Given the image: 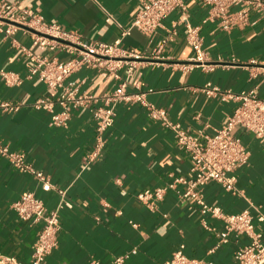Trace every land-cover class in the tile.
I'll use <instances>...</instances> for the list:
<instances>
[{
	"label": "crops",
	"instance_id": "obj_1",
	"mask_svg": "<svg viewBox=\"0 0 264 264\" xmlns=\"http://www.w3.org/2000/svg\"><path fill=\"white\" fill-rule=\"evenodd\" d=\"M8 1L34 10L45 22L75 30L84 39L109 43L119 39L120 45L141 51L143 57L128 76L126 88L145 90L149 102L164 108L168 118L189 133H212L237 105L235 100L207 95L202 89L207 81L234 92L256 86L258 94L264 96V19L257 14L251 15L246 26L225 31L214 21L202 22L206 5L186 0L189 21L200 25L211 65L184 69L179 63L192 50L185 40L183 23L178 22L176 33L168 37L178 9L151 35L136 27L122 34L139 0ZM107 14L112 18L106 19ZM14 38L16 42L0 32V69L16 72L21 81L8 84L0 76V99L21 106L12 112L0 110V141L22 151L27 161L47 173L53 188L41 189L30 173L16 170L0 156V252L29 262L40 223L19 218L11 203L23 192L32 191L50 208L58 201L56 188H62L71 206L59 210L57 244L46 256V264H88L92 258L110 264L113 256L124 252L129 253V264H161L181 242L190 256L209 259L212 264H233L234 251L246 236L230 234L226 242L208 252L216 240L215 232L224 228L223 221L207 216L212 228L203 226L197 203L179 196L183 185L168 190L155 210L136 197L138 191L161 185L173 176L191 175L189 157L177 145L174 131L150 117L141 103L119 102L102 148L91 158L96 133L89 107L72 108L67 125L55 126L48 110L30 105L36 97H54L56 92L39 77L28 75L31 60L23 47L59 59L73 54L34 45L30 33L21 30ZM119 73L125 75V65ZM66 81L78 82L81 91L101 94L114 88L118 79L107 69L83 66ZM236 133L249 151L248 161L234 170L239 191H227L216 181H208L202 196L227 213L249 207L253 214H264L263 145L244 129Z\"/></svg>",
	"mask_w": 264,
	"mask_h": 264
},
{
	"label": "built area",
	"instance_id": "obj_2",
	"mask_svg": "<svg viewBox=\"0 0 264 264\" xmlns=\"http://www.w3.org/2000/svg\"><path fill=\"white\" fill-rule=\"evenodd\" d=\"M207 6V14L202 22L214 21L222 30L233 27H244L249 24L252 14L264 19V0H197ZM179 10V16L168 31V37L176 33L175 26L183 23L185 40L192 53L185 61L179 63L181 68L194 66L206 67L208 63L206 51L203 48L200 25L189 21L186 0H139V7L129 24L122 28V34L136 27L151 35L169 13ZM112 16L107 14L106 19ZM21 30L31 35L34 45H45L50 50L62 48L73 55L67 59L55 56L41 55L23 47L31 64L29 76H37L56 92L54 97L39 96L30 102L35 109H46L50 112V123L55 126H66L70 118V110L75 107H89L95 119V142L89 153L96 157L104 143V133L113 124L119 102H139L145 106L148 115L171 128L177 145L183 149L190 160V176H173L171 180L157 186L147 187L136 193V197L150 210H155L158 203L170 189H176L181 184L183 189L179 196L193 199L200 213V220L208 229L207 216L223 221V230L216 231V240L208 249L213 252L226 242L228 236L235 238L245 235L247 240L234 251L233 264H264V214L252 213L245 207L233 213L224 212L219 205L206 202L202 196V187L208 181H216L227 191H239L236 188L234 170L248 161L249 151L237 129H244L253 134L264 148V96L258 94L256 86L237 92L222 90L216 84L207 81L203 90L207 95H216L221 100H235L237 105L227 121L212 133L199 131L189 133L179 123L171 121L164 108L157 107L145 98V90H128V76L142 59L141 51L119 44V39L109 43L84 39L80 33L72 29H64L58 23L45 22L34 10L18 7L8 0H0V32L11 37L16 42L14 34ZM159 51V48L156 49ZM231 60L234 61L232 58ZM251 63L255 60L251 59ZM125 65L126 73L121 75L119 69ZM89 66L97 69H107L118 79L116 86L101 94L81 91L78 82H67L66 78L75 70ZM0 76L8 84H17L21 77L14 71L0 69ZM148 88L147 91H151ZM21 103L0 99V110L16 111ZM58 106V109H55ZM0 156L6 158L18 171L30 173L39 183L41 189L47 191L53 188L50 177L43 170L35 167L25 159L22 151L11 149L0 141ZM58 201L53 207H47L44 200L32 191L23 192L12 201L11 206L18 217L40 223L36 238L31 246L29 262L18 260L15 256L0 252V264H46V256L57 244L56 233L59 228V210L70 207L71 201L66 197L65 189L56 188ZM132 225L136 223L132 222ZM184 243H179L161 264H212L209 259L194 257L185 253ZM129 253L124 252L113 256L110 264H129ZM88 264H104L92 258Z\"/></svg>",
	"mask_w": 264,
	"mask_h": 264
},
{
	"label": "rangeland",
	"instance_id": "obj_3",
	"mask_svg": "<svg viewBox=\"0 0 264 264\" xmlns=\"http://www.w3.org/2000/svg\"><path fill=\"white\" fill-rule=\"evenodd\" d=\"M186 253V252H185Z\"/></svg>",
	"mask_w": 264,
	"mask_h": 264
}]
</instances>
